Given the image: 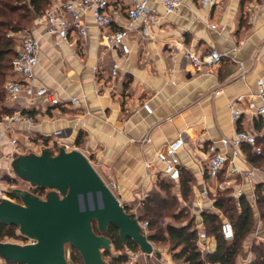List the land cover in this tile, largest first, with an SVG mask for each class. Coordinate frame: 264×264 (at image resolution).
<instances>
[{
  "label": "crops",
  "instance_id": "obj_1",
  "mask_svg": "<svg viewBox=\"0 0 264 264\" xmlns=\"http://www.w3.org/2000/svg\"><path fill=\"white\" fill-rule=\"evenodd\" d=\"M130 1L107 0L112 30L125 25ZM149 5L156 9L157 19L150 24L146 38L138 31L130 32L128 53L108 47L89 14L83 15L89 25L87 35L72 32L58 46L53 45L54 36L32 24L29 31L38 38L40 48L34 68L35 84L53 91L61 102L27 110L33 125L18 121L12 125V135L18 140L16 152H39L43 146H52L53 131L63 130L60 142L92 159L96 171L105 173L116 185L124 208L130 213L135 208L136 217L148 193L162 195L164 185L173 186L171 195L181 204L179 209L189 211L188 218L198 232L204 230L203 212L223 217L213 204V192L241 187L245 197L254 194V184L245 177H226L224 188L223 183L216 185L219 175L209 178L204 168L208 146L222 151L220 139L233 136L235 130L252 131L258 137L264 134V115L255 114L259 104L256 81H264V0H223L210 9L201 8L197 0H181L169 13L164 11L161 0H149ZM183 47L197 53L216 49L222 53V60L212 73H206L189 63ZM238 61L244 65L243 76ZM113 63L118 64L115 76ZM239 96L243 99L238 100ZM73 97L77 103H69ZM9 102L15 109L16 103ZM232 102L241 111L235 122L229 108ZM143 103L150 106V113L143 109ZM144 137L151 140L140 144L137 140ZM178 137L183 140L178 152L180 178L169 181L160 174L155 153ZM44 139L47 140L43 142ZM12 149L8 139L0 143L1 171L8 164L3 156L15 152ZM241 157L246 159L242 151ZM148 161L152 166L146 168ZM249 164L247 159H238L241 169H247ZM262 174L264 171L258 169L257 176L264 182ZM237 179L240 183L235 184ZM184 181L189 187V200L182 195ZM202 188L207 190L205 195L201 194ZM249 202L255 210L256 205ZM263 224L255 215L254 230L243 243L235 264H248L252 242L264 240ZM215 245L213 236L198 239L201 253L213 251ZM117 253L113 250L112 255ZM152 255L158 264H183L166 251L160 256Z\"/></svg>",
  "mask_w": 264,
  "mask_h": 264
},
{
  "label": "built area",
  "instance_id": "obj_2",
  "mask_svg": "<svg viewBox=\"0 0 264 264\" xmlns=\"http://www.w3.org/2000/svg\"><path fill=\"white\" fill-rule=\"evenodd\" d=\"M201 8L210 9L219 5L223 0H197ZM163 9L166 13L174 11L181 3V0H161ZM107 0H53L52 3L41 13H39L33 22V25L42 27L44 34L54 36L53 45L58 46L61 42L67 41L70 33H75L79 36H86L89 25L85 22L83 15L89 14L94 25L97 28L101 40L110 48L121 51L122 53L129 52L128 37L130 32L138 31L142 38L149 36V26L157 19V11L154 7L149 5V0H131L127 8V20L122 28L112 30V19L107 13ZM212 27H214L212 25ZM39 40L30 31H25L20 35L19 44L17 46L16 55L12 60L11 77L5 82L4 88L7 98L16 103V107L12 114L4 116L0 119V143L8 139L13 151L18 147V140L12 134V125L18 121H23L29 125H33V118L25 111L38 106L52 107L60 104L58 96L45 86H38L35 84L34 68L38 64ZM184 57L197 70H203L206 73H212L214 68L220 64L222 60V53L216 49H209L204 53H197L187 47L182 48ZM240 75L244 74L243 62L238 61ZM118 64H112V76L117 74ZM219 91L216 90L215 93ZM255 96L259 99V104L256 107V115H264V81L258 79L256 81ZM243 99L239 96L238 100ZM78 99L73 97L69 99V103H77ZM143 109L150 113L151 108L147 103L142 104ZM231 119L236 121L241 114L236 102L229 104ZM64 131L57 129L53 131L52 150L56 145H63L69 149L68 145L62 144L60 138ZM150 137H144L137 141L141 143L149 142ZM44 142V141H43ZM222 151H219L214 145L208 146L209 156L204 168V174L209 178H216L222 171L225 176L234 178L236 176L245 177L251 184L260 181L257 176V170L254 165L249 164L247 169H241L238 165V159L241 157L242 145H250L254 147L256 154L260 153V147L256 146V134L252 131L237 129L233 136L223 137L220 139ZM48 143H44L46 145ZM183 146L182 138L178 137L168 143L163 149L156 151L155 158L160 163V174L169 181H177L180 178V159L178 152ZM55 151V150H54ZM12 151L4 155L3 158L8 161L5 165V171L10 176L8 181L13 182L10 187L0 189V198L8 197L14 201H19L16 197H10L7 193L13 187H20L26 189L39 197H44L45 191L33 186L27 181H22L19 186L15 181L16 178L11 176V169L9 165ZM2 157L0 153V158ZM146 168L151 167V161L145 163ZM5 178L4 172L0 167V182ZM207 190L202 188L201 194H206ZM234 199L236 208H240L239 198L244 195L241 187H235L231 193ZM247 200L253 201L255 204L254 194L251 198L246 197ZM135 216V208L132 211ZM136 217V216H135ZM142 227V231L146 235L148 222L138 221ZM221 236L225 240L233 238V228L228 219H224L220 225ZM206 233L203 229L197 232L199 240L206 239ZM152 243V242H151ZM205 248V247H204ZM203 250V248H201ZM142 254L140 250L132 251L128 254V264H133L136 258ZM152 255V254H151Z\"/></svg>",
  "mask_w": 264,
  "mask_h": 264
},
{
  "label": "water",
  "instance_id": "obj_3",
  "mask_svg": "<svg viewBox=\"0 0 264 264\" xmlns=\"http://www.w3.org/2000/svg\"><path fill=\"white\" fill-rule=\"evenodd\" d=\"M12 174L48 191L44 197L20 187L7 193L18 198H0V223L15 225L30 242L0 241L4 264H68L67 247L76 250L83 264H106L102 257L111 248L106 236L117 228L122 243L133 241L145 255L160 253L142 231L139 220L126 211L89 158L76 147L63 145L53 151L12 152ZM10 176L5 175V180Z\"/></svg>",
  "mask_w": 264,
  "mask_h": 264
},
{
  "label": "trees",
  "instance_id": "obj_4",
  "mask_svg": "<svg viewBox=\"0 0 264 264\" xmlns=\"http://www.w3.org/2000/svg\"><path fill=\"white\" fill-rule=\"evenodd\" d=\"M52 1L0 0V119L14 111V108L7 103L9 99L6 96L4 84L12 74V60L17 51L15 48L17 44L15 43L18 37L16 35L23 31H29L35 17L43 12ZM25 112L31 116L30 111ZM79 139L80 136L77 138L76 144L80 142ZM256 146L260 147L259 154H256L254 147L250 145H242L241 151L252 165L264 169V144L259 145L258 136H256ZM223 173L224 171L219 176ZM181 185L182 195L186 198L189 191L187 181L182 182ZM169 187V184L162 187L166 195H161L160 192L148 193L138 210V220L148 222L147 238L150 241L167 242L172 250V257L181 260L183 264H235L237 256L242 252L243 243L254 230V209L245 195L239 198L240 208H236L229 188L223 189L224 192L222 190L217 191L213 197V204L221 211V215L230 221L233 228V238L225 240L221 236L220 225L223 217L215 212H203L202 220L206 236H213L216 245L213 251L201 253L198 246L197 230L192 226V219L188 218L187 212L178 208L176 197L167 190ZM9 196L13 197L11 194ZM254 199L256 207L258 206L261 210L260 218L264 222L263 181L254 184ZM125 210L128 211L127 208ZM166 214H171V217L177 222L174 224L167 223L165 226L159 227L157 231H151L150 228L157 225L159 218ZM106 236L110 238L113 250L118 252L116 255H111L108 264H123L128 260V254L138 249L131 240H127L123 244L118 236L117 228L113 225L108 227ZM8 238L26 239V237L18 234L15 225L0 223V241H5ZM73 250L75 249L71 247L68 249V264L71 261L73 264H78V261L83 264L80 255L74 253ZM250 251L251 256L248 264H264V240H254ZM103 255H110V252L104 251L102 257Z\"/></svg>",
  "mask_w": 264,
  "mask_h": 264
},
{
  "label": "rangeland",
  "instance_id": "obj_5",
  "mask_svg": "<svg viewBox=\"0 0 264 264\" xmlns=\"http://www.w3.org/2000/svg\"><path fill=\"white\" fill-rule=\"evenodd\" d=\"M24 32V31H23ZM23 32H20V33H18L17 35H16V37H18V39H17V42L15 43V44H17V45H15V48L17 49V46H18V44H19V38H20V35L23 33ZM11 77V76H10ZM9 77V78H10ZM7 103L8 104H10V102L7 100ZM258 142H259V145H263L264 144V134L262 135V136H259L258 137ZM261 143V144H260ZM20 144H23V143H21L20 142ZM22 149H24L23 147H21ZM89 160H90V162H91V164L93 165V167L94 168H96L95 167V165H94V162L92 161V159H90L89 158ZM259 170H263L264 171V169L262 168V167H260V168H258ZM2 172H4V175H7V172L6 171H2ZM98 173L100 174V176L102 177V179L105 181V183L111 188V190L114 192V194L116 195V196H118L117 195V191H116V185L115 184H113L112 182H110L109 181V179H108V177L106 176V174L105 173H100V171H98ZM11 176L12 177H14V178H16L15 179V181L14 182H16L19 186H21V184H22V181H24V180H22V179H20V178H17V177H15L13 174H12V172H11ZM263 179H264V175L262 174V176H261ZM260 177V178H261ZM225 179H227L226 178V176H225V172L222 174V175H220L218 178H217V181H216V185H217V183L218 182H220L222 185H223V187L225 188ZM158 181H157V183H159L160 182V178H158L157 179ZM235 184H237V183H240V179H237L235 182H234ZM11 184H13V182H11ZM10 181H6L5 180V178H4V180L3 181H1L0 182V189H2V188H6L7 186L8 187H10ZM220 185V184H219ZM227 188V187H226ZM167 190H169V192H170V194H172L174 191H175V188L173 187V186H170L169 187V189H167ZM219 190V189H218ZM48 190H46L45 191V193L47 192ZM222 191L224 192L225 190H223L222 189ZM166 192H165V190H163L162 189V195H166L165 194ZM214 194H212V196L211 197H214V195H216L217 194V192H213ZM187 200H189V199H191L190 197L188 198H186ZM180 203L179 202H177V206H178V208H180ZM129 209H131V208H129ZM181 209H183V208H181ZM184 210V212H189L186 208L185 209H183ZM260 209L258 208V206L255 208V210H254V215H256V216H259L260 217ZM167 213V212H166ZM177 221L176 220H174L172 217H171V214H166L164 217H162V218H159V221L157 222V225H153L152 226V228H150V230L151 231H157V229L159 228V227H163V226H165V224H167V223H176ZM150 227V226H149ZM263 228H264V224H263ZM5 242H14V243H18V244H24V243H28V242H30V239H28V238H26V239H21V238H17V239H13V238H8V239H6L5 240ZM152 242V245H153V247H154V250H156V251H159L160 253L161 252H169L171 255H172V253H171V249H170V246H169V244L167 243V242H156V241H151ZM68 249H69V247H67V252H68ZM109 252H110V255H103V259L105 260V262H106V264H108V260L111 258V255H112V252H113V247H111L110 248V250H108ZM73 252L74 253H77L75 250H73ZM154 256L152 255H150V257L148 256V258H146V256L144 255V254H140L137 258H136V260L134 261V263L133 264H158L156 261H155V259L153 258ZM128 261H129V257H128V260L125 262V263H123V264H128ZM0 264H4L3 263V261L0 259ZM17 264V263H16ZM69 264H73L72 263V261L69 263ZM78 264H80V262L78 261Z\"/></svg>",
  "mask_w": 264,
  "mask_h": 264
},
{
  "label": "flooded vegetation",
  "instance_id": "obj_6",
  "mask_svg": "<svg viewBox=\"0 0 264 264\" xmlns=\"http://www.w3.org/2000/svg\"><path fill=\"white\" fill-rule=\"evenodd\" d=\"M44 191L47 190V189H43Z\"/></svg>",
  "mask_w": 264,
  "mask_h": 264
}]
</instances>
